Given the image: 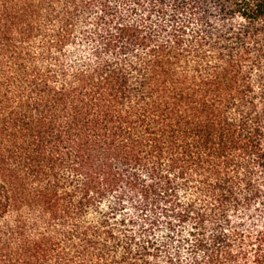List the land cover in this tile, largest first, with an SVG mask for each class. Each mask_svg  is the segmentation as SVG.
I'll return each mask as SVG.
<instances>
[{
  "label": "trees",
  "instance_id": "trees-1",
  "mask_svg": "<svg viewBox=\"0 0 264 264\" xmlns=\"http://www.w3.org/2000/svg\"><path fill=\"white\" fill-rule=\"evenodd\" d=\"M0 264H264V0H0Z\"/></svg>",
  "mask_w": 264,
  "mask_h": 264
}]
</instances>
